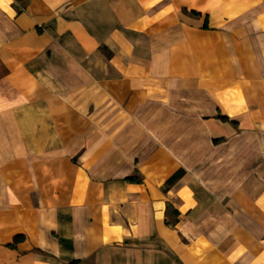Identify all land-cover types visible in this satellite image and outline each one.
I'll return each instance as SVG.
<instances>
[{
  "label": "crops",
  "instance_id": "0c3cea01",
  "mask_svg": "<svg viewBox=\"0 0 264 264\" xmlns=\"http://www.w3.org/2000/svg\"><path fill=\"white\" fill-rule=\"evenodd\" d=\"M0 264H264V0H0Z\"/></svg>",
  "mask_w": 264,
  "mask_h": 264
},
{
  "label": "trees",
  "instance_id": "16d2710c",
  "mask_svg": "<svg viewBox=\"0 0 264 264\" xmlns=\"http://www.w3.org/2000/svg\"><path fill=\"white\" fill-rule=\"evenodd\" d=\"M191 14H197L195 11H190ZM223 120H226L225 117H222ZM178 176V173H175L170 179L169 181L173 180L174 178H176ZM127 181H138L139 179L135 178V176H131V177H127L126 178Z\"/></svg>",
  "mask_w": 264,
  "mask_h": 264
}]
</instances>
